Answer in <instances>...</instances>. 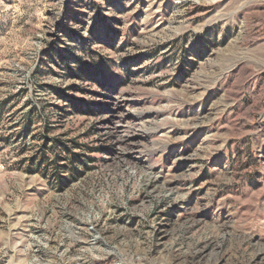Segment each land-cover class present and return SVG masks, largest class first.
<instances>
[{
    "label": "rangeland",
    "instance_id": "obj_1",
    "mask_svg": "<svg viewBox=\"0 0 264 264\" xmlns=\"http://www.w3.org/2000/svg\"><path fill=\"white\" fill-rule=\"evenodd\" d=\"M0 264H264V0H0Z\"/></svg>",
    "mask_w": 264,
    "mask_h": 264
}]
</instances>
